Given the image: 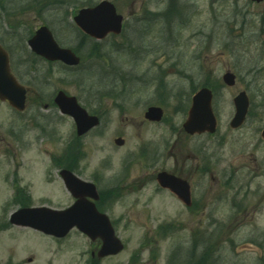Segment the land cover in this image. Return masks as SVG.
<instances>
[{
	"label": "rangeland",
	"instance_id": "rangeland-1",
	"mask_svg": "<svg viewBox=\"0 0 264 264\" xmlns=\"http://www.w3.org/2000/svg\"><path fill=\"white\" fill-rule=\"evenodd\" d=\"M70 1V5L66 2L59 6L63 11L43 16L32 10L22 12L14 20L15 25L22 24L20 29L15 28L17 35L34 31L44 23V17L55 29L60 44L69 45L72 32L59 28V19L67 14L70 17L81 4V0ZM110 1L124 17L134 16L140 8L148 9L140 0ZM244 4V0H218L214 4L195 0L196 13L185 26L175 27L173 46L164 44L159 24L147 27V38L143 40L146 38L150 44L143 46H137L141 39L138 26H126L120 36L104 43L102 51L110 59H84L77 70L38 61L36 68L26 71L20 63H14L15 74L20 75L28 95L22 113L0 102V264L88 263L92 245L78 231H71L63 241H55L29 228L12 227L8 221L10 213L18 208L17 186L29 187L33 206L63 208L69 203L63 186L56 183L59 167L52 163L61 155H69L72 170L77 169L82 179L91 181L97 175L99 189L114 191L105 200V211L125 248L105 264H140L133 262V253L139 250L144 234L159 232V226L164 231L176 230L172 241L160 246L165 256L175 240L186 239L188 232L202 233L205 227H212L215 234L210 232L206 238L214 242L217 238L222 248V261L217 264H255L254 254L257 257L259 252L255 253L253 247L257 223L252 217L260 201L258 211H264V144L259 137L264 127V3L246 4L248 15L256 19L247 28H239V20L233 22V27L222 22L225 15L234 9L236 15ZM3 24L0 14V25ZM254 31L262 43L260 49L259 45H246L245 38ZM128 37L134 44L126 49ZM227 44L244 56L237 51L232 54ZM8 45L17 60L18 48L13 43ZM86 53L87 50L83 55ZM111 67H118L123 76L130 74L139 79L126 82L131 87L124 88L128 92L125 100L105 97L109 89H115L113 94L124 92L122 81L111 76ZM226 71L235 74L234 87L223 85L221 77ZM206 79L219 85L213 101L217 131L214 135H188L182 124L187 118L190 90ZM58 90L75 96L88 112L101 113V125L77 139L72 119L51 105ZM242 90L249 97L251 116L233 131L229 128L234 113L232 100ZM149 106L164 110L161 122L144 120ZM118 137L124 140L121 147L114 144ZM203 159L208 165L215 163L210 173H203ZM162 170L190 181L196 186V201L209 198L211 205L190 219L174 196L157 187L155 175ZM235 203L241 205V218L232 213ZM260 221L264 228V214Z\"/></svg>",
	"mask_w": 264,
	"mask_h": 264
},
{
	"label": "water",
	"instance_id": "water-1",
	"mask_svg": "<svg viewBox=\"0 0 264 264\" xmlns=\"http://www.w3.org/2000/svg\"><path fill=\"white\" fill-rule=\"evenodd\" d=\"M261 2L262 0H252ZM121 16L117 15L114 7L107 1H103L90 9H81L74 17L75 24L87 35L94 38H103L107 33L118 34L121 30ZM28 46L33 53L47 61H59L67 66L79 64V58L67 48H61L54 41L51 32L45 26L40 27L33 37L28 40ZM223 82L227 86L235 84V76L226 72ZM211 91L207 88L199 90L192 99V105L188 112V118L183 124V129L188 134L213 133L216 120L211 109ZM0 100L7 101L16 111H23L26 101V90L21 86L10 72L7 53L0 47ZM54 103L60 112L71 116L76 125L78 136L85 134L97 126V117L88 115L78 104L73 96H68L63 91H58L54 97ZM235 113L230 122L231 128H238L245 121L249 101L245 92H240L233 100ZM163 112L159 107H149L144 114L145 119L159 122ZM264 140V130L261 133ZM118 146L124 141L115 140ZM71 194L75 197V203L62 211H53L47 208H23L10 216V223L17 226H26L39 230L45 234L58 238L64 237L71 228L76 227L87 235L92 241L101 239L102 246L98 257L115 255L123 246L114 236L113 228L108 218L99 213L94 204L86 199H98L95 187L91 184L81 183L69 172L62 174ZM157 182L162 188L175 192L188 203L189 192L185 181L180 180L165 172L157 176Z\"/></svg>",
	"mask_w": 264,
	"mask_h": 264
},
{
	"label": "flooded vegetation",
	"instance_id": "flooded-vegetation-1",
	"mask_svg": "<svg viewBox=\"0 0 264 264\" xmlns=\"http://www.w3.org/2000/svg\"><path fill=\"white\" fill-rule=\"evenodd\" d=\"M42 1L44 3V7H42V8L36 7V9L34 10V13L37 14V15L42 14V16H43L47 12H51V10L49 8L51 0H42ZM101 1H103V0H81L79 2V3H81L80 6L77 9L73 10V12L71 13L70 17L67 14L63 18L59 19L60 20L59 21V24H60L59 28H62L65 31H71L72 32V35L68 37V42L70 43L69 45L66 44V46H63V45L60 44V41H59V44L62 47H67V48H70L71 50H73L75 55L80 58V61L82 60L83 54H84V52H85L87 47H91L92 48L91 53H87V56H86L87 60L89 62H91V61L95 60V57H96V54H97L96 47H100L102 49L103 46H104L105 41L109 42V40L111 38H115L116 37V36H114L112 34H109L103 40L99 41V40L93 39L90 36H88L87 34H85L75 24L74 17L76 16V14L79 11V9L87 8V7L88 8L94 7L97 4H99ZM107 1H110V0H107ZM158 1L159 0H140L141 5H145L146 4L147 6H149L148 8H149L150 12L147 13L146 9L140 8V10L138 11L139 13H136L134 15V16H139L140 18L131 16L130 14H127V17H124V15L122 14L123 15V26L125 25V28H126V26H128L129 28H135L136 26H138L137 28L141 29L142 31H145V26H151L153 24L158 26V24H159V28L161 30H163L164 29L163 13H161V17H160L156 13L151 12V11H154V6L158 3ZM110 2L114 5L116 12L118 14H121V13H119V11H118V9H117V7L115 5V2H113V1H110ZM61 3H66V2L62 1ZM67 3H69V5L72 4L71 1H68ZM160 5L161 6H163V5L167 6L166 7V13L168 15V19H169L170 22H172V23L174 22V25H175L176 21H185L186 17H185L184 14L185 13L188 14L189 13L188 11L190 9V4L188 2L187 9L183 11V8H181V6H182L181 5V0H160ZM160 10L162 11L163 9L161 8ZM141 13H142V15H141ZM42 20L44 21L43 24H47L48 25L47 21L44 20V17H42ZM187 20H188V18H187ZM170 22H166L165 23L166 28H169L170 26H173V24L170 23ZM2 29L3 28L0 27V40H1L0 42L3 41V36H4ZM9 30H10V32L5 36L8 40L11 39L13 36H15L17 34L16 31H14L13 26H11V25H9ZM11 31H13V32H11ZM50 31L53 33V36L56 39V42L58 43L59 37L57 36L56 31L52 30V29ZM125 44L129 45V41L126 40ZM13 45H15L16 48H17V44L16 43H13ZM6 50L8 52V55L10 56V50L9 49H6ZM99 52L100 51L98 50V53ZM12 53L13 52L11 51V54ZM19 54L20 53H18V57H20ZM34 58H38V60H41V58H39V57H34ZM24 59L25 58H19L18 61L19 62H23V61H25ZM212 159L213 158L211 156V161H212ZM214 165H215V163H214ZM211 167H212V165L206 164L205 173H210L211 172ZM57 176H58V174H57ZM57 180H60L59 177H57ZM198 186H200V185H198ZM195 192H196V186H194V188H193V193L195 194ZM205 197H208V196L205 195ZM211 203H212V200H210L209 198L208 199L199 200V201H195L191 205V211L189 212L188 217L190 219H194L198 214H201L206 208H208L211 205ZM255 215H256L255 221L258 224L260 222V215L258 214V210H256V209L254 211V216ZM204 236H205V234H204ZM99 245H100L99 242H97L94 245L93 249L90 250V256L92 257V259H96L97 260L95 254H96L97 249L99 248ZM91 252H94L95 254L92 255ZM104 259H107V258H104ZM103 261L104 260L99 261V262H103ZM97 262H98V260H97ZM97 262H96V264H98Z\"/></svg>",
	"mask_w": 264,
	"mask_h": 264
},
{
	"label": "trees",
	"instance_id": "trees-1",
	"mask_svg": "<svg viewBox=\"0 0 264 264\" xmlns=\"http://www.w3.org/2000/svg\"><path fill=\"white\" fill-rule=\"evenodd\" d=\"M35 5H37L40 8L44 7V3L41 0H3V4H2V0H0V8H2L7 19L16 18V17L20 16L19 14H21L22 12H24L26 10H30V8L34 7ZM232 18H235V15L226 16V18L223 19L222 22L228 23V26L232 25L233 24V22L231 21ZM239 20L241 21L240 23L243 25V22H244L243 16H241L239 18ZM242 25L240 26V28L242 27ZM28 34H30V33H28ZM27 57L30 60L22 63L20 65V67H22L26 71L31 70L33 68H36L37 62L33 59L35 56H33L31 54V56H30L31 58L29 56H27ZM12 67L14 68V65H12ZM204 85L209 86V87H213V89H214L213 91H216L218 88L217 87L218 85H216L213 81L207 80V79H206ZM36 125H39V123H36ZM199 257L201 260H203L204 259L203 253H201V255Z\"/></svg>",
	"mask_w": 264,
	"mask_h": 264
}]
</instances>
